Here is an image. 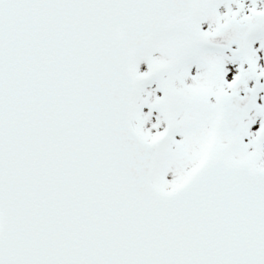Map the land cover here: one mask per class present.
<instances>
[{
  "label": "snow or ice",
  "instance_id": "obj_1",
  "mask_svg": "<svg viewBox=\"0 0 264 264\" xmlns=\"http://www.w3.org/2000/svg\"><path fill=\"white\" fill-rule=\"evenodd\" d=\"M0 264H264V0H0Z\"/></svg>",
  "mask_w": 264,
  "mask_h": 264
}]
</instances>
